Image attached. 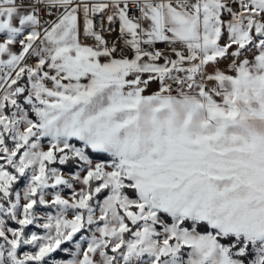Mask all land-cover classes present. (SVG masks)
Returning a JSON list of instances; mask_svg holds the SVG:
<instances>
[{"label": "snow or ice", "instance_id": "obj_1", "mask_svg": "<svg viewBox=\"0 0 264 264\" xmlns=\"http://www.w3.org/2000/svg\"><path fill=\"white\" fill-rule=\"evenodd\" d=\"M0 264H264V0H0Z\"/></svg>", "mask_w": 264, "mask_h": 264}, {"label": "crops", "instance_id": "obj_2", "mask_svg": "<svg viewBox=\"0 0 264 264\" xmlns=\"http://www.w3.org/2000/svg\"><path fill=\"white\" fill-rule=\"evenodd\" d=\"M115 35H116L115 33L108 34V37L109 38L111 37V39H112ZM160 46L162 47V49L165 48V45L164 44H160ZM223 66L224 65H222V67ZM155 90H156V85L153 84V85L150 86V89H149V91L146 94H150L152 91H155Z\"/></svg>", "mask_w": 264, "mask_h": 264}, {"label": "trees", "instance_id": "obj_3", "mask_svg": "<svg viewBox=\"0 0 264 264\" xmlns=\"http://www.w3.org/2000/svg\"><path fill=\"white\" fill-rule=\"evenodd\" d=\"M65 192L70 193L69 190H67V189H65ZM53 256L56 258H61V257L66 258V254L60 253L59 251L57 253H54Z\"/></svg>", "mask_w": 264, "mask_h": 264}, {"label": "rangeland", "instance_id": "obj_4", "mask_svg": "<svg viewBox=\"0 0 264 264\" xmlns=\"http://www.w3.org/2000/svg\"><path fill=\"white\" fill-rule=\"evenodd\" d=\"M64 194L67 196V195H70V193H68V192H65L64 191ZM41 210L43 211L44 209H43V206H41ZM30 228H32V226H30ZM32 230H36V229H34V228H32Z\"/></svg>", "mask_w": 264, "mask_h": 264}, {"label": "built area", "instance_id": "obj_5", "mask_svg": "<svg viewBox=\"0 0 264 264\" xmlns=\"http://www.w3.org/2000/svg\"><path fill=\"white\" fill-rule=\"evenodd\" d=\"M108 38H109V37H108ZM109 39H111V37H110ZM157 47L160 48V49H162V47L160 46V44H158Z\"/></svg>", "mask_w": 264, "mask_h": 264}]
</instances>
